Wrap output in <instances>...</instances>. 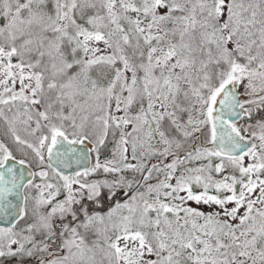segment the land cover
Segmentation results:
<instances>
[{"label": "snow or ice", "instance_id": "obj_1", "mask_svg": "<svg viewBox=\"0 0 264 264\" xmlns=\"http://www.w3.org/2000/svg\"><path fill=\"white\" fill-rule=\"evenodd\" d=\"M0 264H264V0H0Z\"/></svg>", "mask_w": 264, "mask_h": 264}]
</instances>
